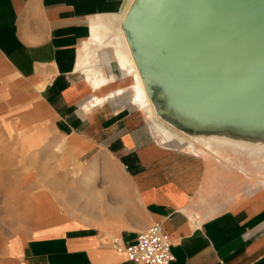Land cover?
<instances>
[{
  "label": "crops",
  "instance_id": "obj_1",
  "mask_svg": "<svg viewBox=\"0 0 264 264\" xmlns=\"http://www.w3.org/2000/svg\"><path fill=\"white\" fill-rule=\"evenodd\" d=\"M125 1L0 0V86L18 91L39 127L49 123L59 150L45 157L55 168L47 181L42 159L33 166L26 199L45 194L53 211L39 224L24 211L18 264H134L111 242L129 246L154 223L170 238L171 264H264L261 186L239 174L234 184L214 160L163 147L126 96L83 109L93 92L76 65L89 20Z\"/></svg>",
  "mask_w": 264,
  "mask_h": 264
},
{
  "label": "bare ground",
  "instance_id": "obj_2",
  "mask_svg": "<svg viewBox=\"0 0 264 264\" xmlns=\"http://www.w3.org/2000/svg\"><path fill=\"white\" fill-rule=\"evenodd\" d=\"M168 1L171 11L164 16L169 17L163 18L162 27L157 32L149 34L153 51L156 52V48L162 46L160 40L164 41L172 36V13L176 20L187 19L193 30L187 33V41L178 36L179 40L171 44L176 53L166 58V64L175 66L187 82L198 81L195 77L201 75L200 71H206L218 60L215 38L222 33L220 25L223 20L204 8L182 10L174 0ZM137 2L138 0H126L119 13L97 15L89 20V38L81 44L76 65V71L93 92L84 102L83 109L89 111L103 106L109 99L126 96L128 103L155 125L154 136L163 147L214 160L234 172V184L237 183L239 174L241 180L249 185L260 184L264 190V124L213 113L207 115L203 111L183 107L184 103L171 95L173 91L169 92L164 87L163 74L157 70L153 59L134 38L127 24ZM208 44L214 47L207 46ZM198 59L204 62L201 68L197 66ZM173 61L176 62L172 63ZM112 62L121 72L120 77L112 72ZM119 80L126 81L127 85L119 86ZM103 90L106 92L102 94ZM162 121L179 129L188 138L179 135L176 137L173 131L161 125ZM88 180L92 183L91 179ZM86 194L88 196V192ZM46 207L41 208L42 219L47 216ZM80 210L81 207L73 209L74 212Z\"/></svg>",
  "mask_w": 264,
  "mask_h": 264
},
{
  "label": "water",
  "instance_id": "obj_3",
  "mask_svg": "<svg viewBox=\"0 0 264 264\" xmlns=\"http://www.w3.org/2000/svg\"><path fill=\"white\" fill-rule=\"evenodd\" d=\"M174 1L182 10L201 7L212 15L217 14L223 20L220 25L222 33L218 37H233H229L225 60H216L217 62L204 72L202 69L201 75L195 77L198 81L187 82L175 66L166 64V58L175 55L171 44L179 40L178 36L184 41L188 40L187 33L193 30L190 22L182 18L176 20L172 13V36L164 41L160 40L162 46L154 52L149 34L157 32L162 27L163 18L169 17L164 15L170 13V3L168 0H138L127 24L134 38L153 59L157 70L163 74L164 87L169 92L173 91L171 95L183 102V107L188 106L187 108L203 111L207 115L213 113L217 116L264 124V0ZM231 23L233 26L228 32L224 27ZM174 62L176 61L172 63ZM196 63L200 68L204 66L200 59ZM191 84L197 86V89ZM233 84L237 85L236 88H232Z\"/></svg>",
  "mask_w": 264,
  "mask_h": 264
},
{
  "label": "rangeland",
  "instance_id": "obj_4",
  "mask_svg": "<svg viewBox=\"0 0 264 264\" xmlns=\"http://www.w3.org/2000/svg\"><path fill=\"white\" fill-rule=\"evenodd\" d=\"M232 26L231 23L224 28L228 31ZM242 34L244 37V30H242ZM229 37L233 36L225 35L223 38H215L218 60L226 59ZM240 43L242 44V42ZM244 44L245 38L242 45L244 46ZM207 46L214 47L212 44ZM110 65L112 72L120 77L121 72L117 69L116 64L112 62ZM117 84L126 86L127 82L119 80ZM2 86H0V264H18L22 245L20 241L21 227L24 226L23 221L26 217L24 211L31 212V209L34 211L31 221L36 224L51 218V215L47 214L45 219H42L40 217V213L43 212L41 208L45 209L47 205L46 210L53 211L52 200L45 194H32L30 202L26 199L29 193L27 190L32 186L30 182L34 181L35 167L33 166L39 164V160L42 159V163L45 164L42 165V182L47 181L48 173L55 168L51 169V166H48L50 162L45 161V157H50L53 154L52 158H56L59 150L54 151V145L50 149V138L53 135L50 134L49 123L39 127L33 112L21 109L24 104L18 100V91L14 89L13 92L7 93L9 85L4 83ZM191 86L197 89L194 84ZM236 86L233 84L232 88H236ZM147 121L155 133V125L149 120ZM161 125L173 131L176 137L179 135L188 138L166 121H162ZM156 139L158 141V138ZM37 143L38 146H36ZM53 184L54 187L57 186V184ZM256 185L260 186V184ZM78 203L80 204V199L69 203V207L71 209L80 208Z\"/></svg>",
  "mask_w": 264,
  "mask_h": 264
},
{
  "label": "built area",
  "instance_id": "obj_5",
  "mask_svg": "<svg viewBox=\"0 0 264 264\" xmlns=\"http://www.w3.org/2000/svg\"><path fill=\"white\" fill-rule=\"evenodd\" d=\"M111 245L134 264H171L173 261L170 238L160 223L140 232L129 246H123L118 238H114Z\"/></svg>",
  "mask_w": 264,
  "mask_h": 264
}]
</instances>
